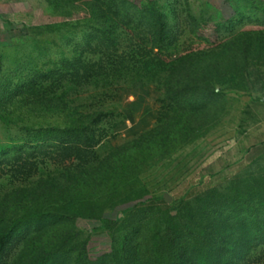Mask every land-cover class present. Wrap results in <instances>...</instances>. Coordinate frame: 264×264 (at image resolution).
Here are the masks:
<instances>
[{"label": "rangeland", "instance_id": "obj_1", "mask_svg": "<svg viewBox=\"0 0 264 264\" xmlns=\"http://www.w3.org/2000/svg\"><path fill=\"white\" fill-rule=\"evenodd\" d=\"M219 5L0 14V264H264V5ZM100 32L131 62L109 83H67L66 59L96 60ZM82 125L108 133L90 165L64 164L56 149Z\"/></svg>", "mask_w": 264, "mask_h": 264}, {"label": "trees", "instance_id": "obj_2", "mask_svg": "<svg viewBox=\"0 0 264 264\" xmlns=\"http://www.w3.org/2000/svg\"><path fill=\"white\" fill-rule=\"evenodd\" d=\"M95 43V46L93 44ZM116 44L107 35L99 33L97 38H91L87 43V51L97 53L96 60H86L82 56L77 59H66V82L79 87H86L96 83L106 82L117 77H121V72L131 62L128 56L114 54ZM120 74V75H118ZM184 92L174 93V97L182 95ZM219 92L213 91V96L219 98ZM106 117L100 113L96 115V120L91 124L102 121ZM60 133V131H55ZM108 130L92 129L90 126L82 125L67 128L62 141L56 149V153L62 156V163H79L88 166L95 159V149L106 137Z\"/></svg>", "mask_w": 264, "mask_h": 264}, {"label": "crops", "instance_id": "obj_3", "mask_svg": "<svg viewBox=\"0 0 264 264\" xmlns=\"http://www.w3.org/2000/svg\"><path fill=\"white\" fill-rule=\"evenodd\" d=\"M24 0H0V14L12 12L14 7L23 2ZM264 5V0H254ZM216 3L220 4L218 10L223 13L226 18H232L239 12L236 5L237 0H216Z\"/></svg>", "mask_w": 264, "mask_h": 264}, {"label": "water", "instance_id": "obj_4", "mask_svg": "<svg viewBox=\"0 0 264 264\" xmlns=\"http://www.w3.org/2000/svg\"><path fill=\"white\" fill-rule=\"evenodd\" d=\"M166 200H167L168 202H171V201H172V198H171L170 196H166Z\"/></svg>", "mask_w": 264, "mask_h": 264}]
</instances>
